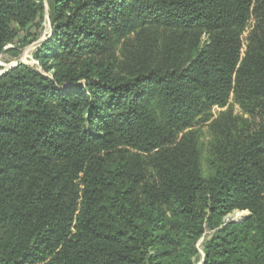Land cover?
Returning a JSON list of instances; mask_svg holds the SVG:
<instances>
[{"label": "trees", "instance_id": "trees-1", "mask_svg": "<svg viewBox=\"0 0 264 264\" xmlns=\"http://www.w3.org/2000/svg\"><path fill=\"white\" fill-rule=\"evenodd\" d=\"M48 5L0 76V264H195L207 230L202 264H264V0ZM44 11L0 0V54Z\"/></svg>", "mask_w": 264, "mask_h": 264}, {"label": "rangeland", "instance_id": "rangeland-1", "mask_svg": "<svg viewBox=\"0 0 264 264\" xmlns=\"http://www.w3.org/2000/svg\"><path fill=\"white\" fill-rule=\"evenodd\" d=\"M38 1H40L44 5V8H45L44 16H43V23H42V32L40 34L39 39L25 47H19L18 43L7 46L5 50L0 54V76L3 75L2 73H4V71L6 70L8 71L9 68L15 65L22 64V65H26L30 67H35V68L38 67V69L40 68L38 62L35 59V53L37 52L40 46V43L46 40L48 37H50L51 25L49 22L48 0H38ZM12 48L17 49L16 50V52L18 53L17 56L9 52L10 49ZM231 103L233 104L234 113L240 114L238 106H236L232 102V99H231ZM216 111L217 110L215 109L214 112L216 113ZM247 216H248L247 212L234 211L233 213L227 215L224 220L225 222L239 223ZM212 234L213 232L207 230L204 233V235L201 237V239L197 242L196 247L198 250V257H197V261L195 264H202L203 258H204L203 244L212 236Z\"/></svg>", "mask_w": 264, "mask_h": 264}, {"label": "water", "instance_id": "water-1", "mask_svg": "<svg viewBox=\"0 0 264 264\" xmlns=\"http://www.w3.org/2000/svg\"><path fill=\"white\" fill-rule=\"evenodd\" d=\"M17 65H15V66H12L11 68H9V70L10 69H12V68H14V67H16ZM7 72V70L6 71H4V73H6ZM4 73H2V74H4Z\"/></svg>", "mask_w": 264, "mask_h": 264}]
</instances>
